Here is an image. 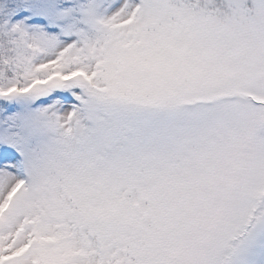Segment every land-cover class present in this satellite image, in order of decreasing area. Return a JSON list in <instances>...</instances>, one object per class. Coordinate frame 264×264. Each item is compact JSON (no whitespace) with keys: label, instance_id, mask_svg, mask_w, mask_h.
Wrapping results in <instances>:
<instances>
[{"label":"snow or ice","instance_id":"obj_1","mask_svg":"<svg viewBox=\"0 0 264 264\" xmlns=\"http://www.w3.org/2000/svg\"><path fill=\"white\" fill-rule=\"evenodd\" d=\"M0 264H264V0H0Z\"/></svg>","mask_w":264,"mask_h":264}]
</instances>
